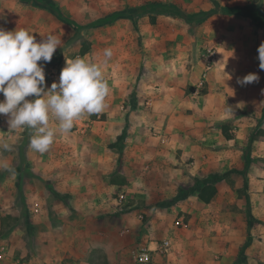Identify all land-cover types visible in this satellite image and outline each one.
I'll return each mask as SVG.
<instances>
[{"label":"crops","instance_id":"obj_1","mask_svg":"<svg viewBox=\"0 0 264 264\" xmlns=\"http://www.w3.org/2000/svg\"><path fill=\"white\" fill-rule=\"evenodd\" d=\"M13 21L1 19L0 27ZM203 62L168 71L159 83L150 70L117 83L107 73L103 112L83 115L45 153L30 147L28 130L9 131L0 115V144L10 145L0 147V164L11 169L0 168V264H138L136 248L152 250V259L160 254L158 234L191 222L210 228L222 215L230 229L213 237L231 242L207 264H264V139H251L264 130V111L246 88L236 102L252 115H233L229 90L212 74L208 84L200 81ZM231 120L228 139L223 125ZM209 182L218 192L205 203L198 186ZM119 193L127 197L122 204ZM178 213L188 228L176 226Z\"/></svg>","mask_w":264,"mask_h":264},{"label":"rangeland","instance_id":"obj_2","mask_svg":"<svg viewBox=\"0 0 264 264\" xmlns=\"http://www.w3.org/2000/svg\"><path fill=\"white\" fill-rule=\"evenodd\" d=\"M1 19L14 20V26L7 30L27 28L38 40L40 34L49 33L61 38L62 48L58 47L45 65L48 87L56 80L54 75L59 77L66 57L82 56L101 62L104 49L111 48L113 56L103 65V72L112 73L111 81L115 83L128 73L143 75L147 70L159 83L168 71L179 74L185 67L192 68L194 61L203 60L205 73L200 81L208 84L206 78L212 74V83L233 93H224L227 104L233 105V115H252L245 112L244 103L241 109L236 102V97L246 98V88L255 92L250 102L264 111V71L259 69L257 59V49L264 42V0H0ZM249 73H258L259 81L245 86L237 83V78ZM226 124L232 134L234 121ZM252 159L261 163L257 157ZM185 191L178 198H183ZM226 193H231L230 189ZM184 219L189 221L187 216ZM230 223V218L222 215L210 228L191 222L188 230L175 228L177 234H158V243L170 239L171 247L153 254L148 263L137 259L141 249H134L132 254L138 264H207L226 255L230 239L223 235L215 240L212 231L227 234ZM199 226L208 232L198 231Z\"/></svg>","mask_w":264,"mask_h":264},{"label":"clouds","instance_id":"obj_3","mask_svg":"<svg viewBox=\"0 0 264 264\" xmlns=\"http://www.w3.org/2000/svg\"><path fill=\"white\" fill-rule=\"evenodd\" d=\"M40 36L38 40L27 28L0 27V94L4 97L0 100V115L7 118L9 131L28 130L30 147L45 153L55 136L70 132L83 115L103 112L110 91L103 65L112 58L113 51L104 49L101 62L82 56L66 57L58 81L48 87L45 65L57 48H62V40L52 33ZM257 51L259 69L264 71V42ZM258 81V73L237 78L241 86ZM53 120L58 127L51 126ZM0 147L10 150L6 142ZM0 168L11 171L7 163L0 164Z\"/></svg>","mask_w":264,"mask_h":264},{"label":"built area","instance_id":"obj_4","mask_svg":"<svg viewBox=\"0 0 264 264\" xmlns=\"http://www.w3.org/2000/svg\"><path fill=\"white\" fill-rule=\"evenodd\" d=\"M212 56V54L209 55L208 61L210 62V57ZM210 68V67H208ZM53 77H56L55 81H58L59 77L57 75H54ZM126 195L125 193H119L118 195V201L119 203H123L126 200ZM176 225L182 227V228H188L189 227V223L185 221V219L183 217H180L179 221L176 222ZM171 247V241L170 239H165L162 241L161 244H159L158 248H157V252L159 253H164L166 251L169 250V248ZM152 250H150L149 248H142L139 253L137 254V259H139L141 262L143 263H148L152 260Z\"/></svg>","mask_w":264,"mask_h":264},{"label":"trees","instance_id":"obj_5","mask_svg":"<svg viewBox=\"0 0 264 264\" xmlns=\"http://www.w3.org/2000/svg\"><path fill=\"white\" fill-rule=\"evenodd\" d=\"M86 52H87V50L85 48L82 53L85 54ZM223 134L228 139H230V138L233 137V135L230 134L229 131H228L227 124H224L223 125ZM251 139L252 140H261V139H264V130L263 129H258L256 132H254L251 135ZM217 192H218V189H217L216 185L213 182H209V183H206L204 185H199L198 186V196H199V199H201L205 203L211 202V200L215 197V195L217 194Z\"/></svg>","mask_w":264,"mask_h":264}]
</instances>
